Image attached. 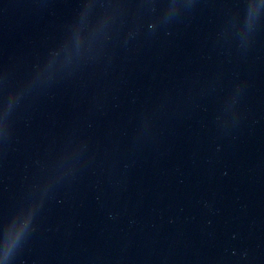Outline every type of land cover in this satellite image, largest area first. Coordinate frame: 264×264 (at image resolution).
<instances>
[{"label": "water", "instance_id": "95a60500", "mask_svg": "<svg viewBox=\"0 0 264 264\" xmlns=\"http://www.w3.org/2000/svg\"><path fill=\"white\" fill-rule=\"evenodd\" d=\"M84 0H0V264H22Z\"/></svg>", "mask_w": 264, "mask_h": 264}]
</instances>
